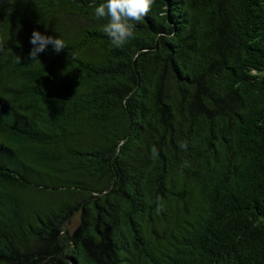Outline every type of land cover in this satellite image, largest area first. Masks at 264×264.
<instances>
[{
    "label": "trees",
    "instance_id": "obj_1",
    "mask_svg": "<svg viewBox=\"0 0 264 264\" xmlns=\"http://www.w3.org/2000/svg\"><path fill=\"white\" fill-rule=\"evenodd\" d=\"M102 2L0 0V264H264V0Z\"/></svg>",
    "mask_w": 264,
    "mask_h": 264
},
{
    "label": "clouds",
    "instance_id": "obj_2",
    "mask_svg": "<svg viewBox=\"0 0 264 264\" xmlns=\"http://www.w3.org/2000/svg\"><path fill=\"white\" fill-rule=\"evenodd\" d=\"M155 0H103L95 7L94 15L97 18H106L107 23L103 26V32L108 36L110 42L115 48H122L125 43L133 36L135 24L141 23L148 13L152 10ZM47 27V25H45ZM30 43L33 45L28 53V58L36 63H41L38 59L40 53H43L49 45L56 53H60L67 46L65 41L51 35H44L34 30L31 33ZM0 47V51H2ZM17 62L21 58L17 57ZM179 146L185 150L188 148L187 142H180ZM152 157L157 156L155 147L151 150ZM163 209V204L158 203L156 213L159 214Z\"/></svg>",
    "mask_w": 264,
    "mask_h": 264
}]
</instances>
